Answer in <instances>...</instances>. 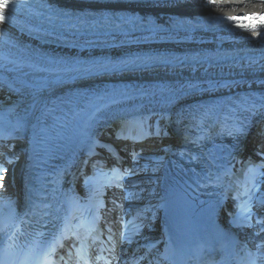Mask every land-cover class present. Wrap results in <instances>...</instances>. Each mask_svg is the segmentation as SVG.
Instances as JSON below:
<instances>
[{
    "label": "bare ground",
    "instance_id": "1",
    "mask_svg": "<svg viewBox=\"0 0 264 264\" xmlns=\"http://www.w3.org/2000/svg\"><path fill=\"white\" fill-rule=\"evenodd\" d=\"M264 10V0H192L188 3L171 4L170 6H162L157 8L161 12L186 13L192 12H238V11H259ZM254 34H245L232 36L230 38H239L243 40L241 45H251L248 39L255 38ZM237 44L228 43L223 47L235 46ZM210 46V45H204ZM166 47V46H162ZM162 47H155L153 49H161ZM201 46L194 44L167 46V48L176 49H195ZM122 50H117L116 53ZM145 82H149L160 87L164 84H171L173 86L185 87L188 85L205 87L204 91L198 94H176L164 96L161 101L154 103L148 108L144 109V113H137V115H144L149 118L153 129H158L163 135L171 136L176 132L178 126V118L183 106L199 95L204 94H225L232 90L239 88L255 87L264 89V58L255 61H234L230 63L229 67L225 68H191L186 65L179 69L170 70L168 68L159 69L152 75H145L141 77ZM17 83L13 77L2 74L0 72V108H8L18 100L29 98L31 99V110L33 113L32 121L38 117L41 109L48 103V91H38L32 89L21 90L18 89ZM160 87L158 90L162 89ZM259 123L264 124V108L259 112ZM101 123L100 125H103ZM172 150V147L165 145L162 153L151 163L143 164L147 167L148 172L145 174L144 186L147 187L144 193H138L141 203H156L158 199L157 186L160 183L161 172L164 167L165 157ZM152 156V155H149ZM152 183V184H149ZM140 188V187H138ZM259 202L264 206V189L259 197Z\"/></svg>",
    "mask_w": 264,
    "mask_h": 264
},
{
    "label": "snow or ice",
    "instance_id": "2",
    "mask_svg": "<svg viewBox=\"0 0 264 264\" xmlns=\"http://www.w3.org/2000/svg\"><path fill=\"white\" fill-rule=\"evenodd\" d=\"M10 6V0H0V22H4L6 20V16H5V10L8 9ZM255 14H253L254 16ZM233 19H241V20H252V16H247V17H233ZM259 24L261 26H264V16L259 17ZM241 27H251L253 29H255V27L257 26L256 23H252L250 25H244L241 24Z\"/></svg>",
    "mask_w": 264,
    "mask_h": 264
}]
</instances>
